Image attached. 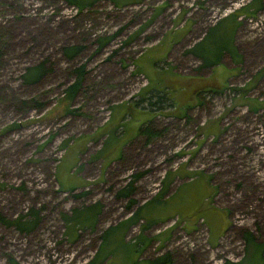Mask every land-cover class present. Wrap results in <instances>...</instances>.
Listing matches in <instances>:
<instances>
[{
  "label": "rangeland",
  "instance_id": "1",
  "mask_svg": "<svg viewBox=\"0 0 264 264\" xmlns=\"http://www.w3.org/2000/svg\"><path fill=\"white\" fill-rule=\"evenodd\" d=\"M246 6L256 11L238 18L233 36L228 20L208 30ZM202 31L206 36L194 49L203 63L221 56L215 51L222 47L231 51L232 42L240 67L226 54L219 68L202 72L194 71V56L173 64L179 49ZM100 38L105 43L98 47ZM66 43L86 48L66 60L59 52ZM44 58L50 71L24 85V68ZM171 65L183 67L176 78H164L177 106L167 105L163 93L153 95L164 99L156 107L133 103L147 86L164 87L156 71L165 68L169 76ZM77 66L85 71L81 86L66 98ZM243 87L249 88L244 99L231 89ZM201 88L214 90L202 106L178 107L190 98L194 104L193 91ZM30 97L44 101L43 109L22 110L19 100ZM253 98L263 107L251 110ZM147 126L158 133L147 137L141 132ZM83 142L82 153H75ZM131 180L129 197L116 196ZM82 191L87 193L73 196ZM93 203L100 206L91 224L68 238L61 213ZM29 208L38 211L29 231L0 219V264H87L102 231L117 223L101 249L113 259L99 264H133L125 241L140 236V264L165 252L171 264H249L255 253L245 231L264 241V0H136L121 6L99 0L82 13L61 0H0V217L10 221ZM136 209L139 219L126 229L121 220ZM222 212L228 223L215 219ZM261 259L264 264V253Z\"/></svg>",
  "mask_w": 264,
  "mask_h": 264
},
{
  "label": "trees",
  "instance_id": "2",
  "mask_svg": "<svg viewBox=\"0 0 264 264\" xmlns=\"http://www.w3.org/2000/svg\"><path fill=\"white\" fill-rule=\"evenodd\" d=\"M63 2H65L66 4H68L69 6H72L73 8H75L79 13H82L84 11H88L91 6L99 1V0H61ZM113 2V4L115 6H121L125 3H131L134 2L136 0H111ZM245 11H248V13H246ZM255 8L252 10L251 7H242L239 10L233 11L230 14V17H232L233 19L235 18V20H238V16L244 15L245 17L248 16H252L255 12ZM210 29V28H209ZM208 32V31H207ZM105 43V40L103 38L99 39V46H102V44ZM230 54L232 56H238V53L236 52L235 48L232 45V42L230 43ZM86 47L82 44L79 43H66V44H62L59 46V52L61 54V56L66 59V60H72L75 59L76 57H78L80 55V53L85 49ZM223 48V47H222ZM222 48L219 51H215V53H218V55H221V53L224 51L222 50ZM189 52H192L193 54L196 53L195 49L192 48L190 49ZM198 54V53H197ZM220 56H218L217 58L213 59V60H205V62L203 63V66H209L213 63H218L220 62ZM234 58V57H233ZM46 58H44L43 60H40L34 64L28 65L24 68L23 73L20 74V79L21 82L24 85H28V84H36L38 83L42 77L44 75L47 74V72L50 71L49 67H46ZM240 61L239 59H235L234 58V62H238ZM72 71L75 74V78L74 80L69 83L67 85V87L64 89V95L66 96V98H73L74 95L76 94V92L78 91V89L81 86V79L82 76L84 74V68L82 66H77L74 67L72 69ZM72 72V73H73ZM168 87L164 86L162 88H160L159 90L154 89L152 86H147L144 90V93H142L139 97V99H137V101L133 102L136 103L137 105H141V103L143 101L148 102V105L150 107L154 106L155 103H157L156 106H158L160 102H164V99H161L165 96V98L167 100L170 101H166L165 103L168 105H172L173 107H176V102H174V100L171 98L170 95H167L168 93ZM233 90H237L238 93L241 98L244 99V97L246 96V92L249 90L246 88H231ZM165 90V91H164ZM157 92V93H156ZM206 92V93H204ZM214 93L213 89H202L201 91H197L196 92V96L199 98L200 103H203V96L207 93ZM159 93H163L162 97L159 98L157 96V98L155 100H152L153 95H159ZM166 94V95H165ZM203 94V95H202ZM161 96V95H160ZM202 96V97H201ZM202 98V99H200ZM253 101L254 103H256V105L254 107H251L250 109H259L263 107V103L259 101L258 98H253L250 99V102ZM20 103L24 104V109H29V110H41L43 109L45 102L42 100H38L37 98L34 97H30L28 99H20L19 100ZM199 102V101H198ZM118 126V125H117ZM141 132L147 135V137H152V135H156L158 132H155L154 130H151V127H145L144 130H141ZM65 144L63 143L61 146H64ZM120 153V152H119ZM165 181L167 180V177L165 179ZM133 181L131 180L129 182L128 186L123 187L122 189H120V191L117 192L116 196L119 197H129L130 193L132 192V190L134 189L133 186ZM87 192L86 191H82L80 193L77 194H73V196L75 197H80L85 195ZM129 202H133L132 199H129ZM100 206V203H93L91 205H87L84 206L81 209H77V208H72L71 211L69 213L66 212H62L61 213V219L64 222L65 226H66V231L65 234L68 238L72 239L73 237H75V232L76 230L81 226H87L89 224H91L90 221H92L94 219L95 213H97L96 208ZM138 208V207H137ZM137 209L135 211H133L131 213V215H129V217H127L126 219H123L121 221H125L126 224V229L128 226L133 225L138 219L139 217H137ZM85 214H89V216L85 217ZM28 216V217H27ZM0 219L5 222L7 225H14L15 229H17L18 231H29L31 228H33L37 223L38 220V211L33 210L32 208H29V211L26 214H21L20 216H18L17 218L13 219V220H6L2 217H0ZM134 219H136V221H133ZM87 221H89V223L85 224ZM93 223V222H92ZM118 224V223H117ZM116 225L113 226H108L105 230L102 231V233L100 234V243L98 245V248L94 254V257L92 259H90L87 264H99L100 262H102L103 260L108 259V257L110 259H113L112 255H109L110 251H107L105 254H102L101 249H102V245L105 242L106 239V234L107 232L116 227ZM143 237H139L136 238V241H125L126 243L130 244L129 249L130 252L132 253V257H134V262L133 264H140V262L138 261V259L135 257L138 255L139 251H141V249L143 248L142 246H144V244L142 245V241L141 240ZM244 239L246 241L247 244L251 245L254 251V257L252 258V261L249 262V264H261L262 259V253H264V241L263 242H258L255 240L253 234L248 230L245 231L244 233ZM142 245V246H141ZM171 257H170V253L169 252H165L161 255H158L156 257L153 258H148V259H144L142 260L141 264H171ZM11 261V263H15V261H13L12 259H9V262ZM223 264H240L239 262H233L230 260H226Z\"/></svg>",
  "mask_w": 264,
  "mask_h": 264
},
{
  "label": "crops",
  "instance_id": "3",
  "mask_svg": "<svg viewBox=\"0 0 264 264\" xmlns=\"http://www.w3.org/2000/svg\"><path fill=\"white\" fill-rule=\"evenodd\" d=\"M222 20H228V22H229V24H230V27H231V36H233V34L235 33V31H236V29H237V25H238V23H237V21L235 20V18L233 19L232 17H230V14H228V15H225V16H223V17H221L216 23H214L213 25H211L209 28H212V27H214L218 22H220V21H222ZM209 28H208V30H209ZM208 30H206V32L208 31ZM194 30H192V32H193ZM206 32L204 33V35H203V31H202V34L197 38V39H195L193 42H190L189 44H186L184 47H182L181 49H179V53H178V55H175L173 58H174V63L173 64H175V65H177L179 62H183V58L182 57H187V58H191V59H193V56H194V58H196L197 59V61H198V66H196V69H194V71H203V69L204 68H207V67H210L211 69H213L214 67H220V65L222 64V59H224L223 57H224V55L226 54L229 58H230V61H232L233 63H234V65H233V67H235V68H238V67H240V64H241V58H240V54L238 53V56H232L228 51H223L222 53H221V56H220V62H218V63H216V64H211V65H209V66H203V55H201V54H197V51H196V53H194V54H192V52H189L190 51V49H192V48H195V46H197L198 44H200L201 42H203V38L206 36ZM178 43V42H177ZM232 45H233V47L235 48V50H236V47H235V45H234V43H232ZM237 52V51H236ZM192 55V56H191ZM235 59H239L240 61H238V62H234V58ZM148 61H150V60H147V62ZM190 61V60H189ZM151 62H152V64H151ZM151 62H149L148 64L149 65H152V68H154V65H153V63L155 62L154 60H152ZM220 64V65H219ZM219 65V66H218ZM177 67H179V69L177 68ZM177 67H173V65H171V67L169 66L167 69L168 70H170L171 72H169V76L167 75V74H163V72H162V70H164V69H157V71H156V73H157V77H156V81H158V80H160V79H162L163 81H162V84H163V86H167L166 85V83H165V80H164V78L166 79V77H168V78H171V79H169V80H172L173 78H176V76H179L180 74H182V73H180V69H183V67L182 66H177ZM185 68H189V70H191L190 69V67H185ZM154 71V70H153ZM185 75H196V74H189V73H187V74H185ZM200 75H203V74H200ZM156 81L153 83L154 85L156 84ZM169 88V87H168ZM167 88V89H168ZM176 88H178V90H180L181 91V88L178 86V87H176ZM169 89H171L172 90V88H169ZM203 88H201V89H195L193 92L195 93L194 94V96H193V100H192V102H194V104L193 103H191V98L189 99V100H187V103H183V105H181V106H178V107H180V108H188V107H195V106H197V105H200V106H202L203 105V103H200V100H199V98L196 96V92L197 91H201ZM168 91V90H167ZM171 93H172V91L171 92H169L168 91V94H170V96H171ZM203 95V94H202ZM172 99L174 100V102H176V99H175V97L174 96H172ZM200 99H202V98H200ZM197 100L199 101V102H197ZM195 102H197V103H195ZM127 106V105H126ZM176 106H177V104H176ZM122 109H124V106L121 104V111H123ZM127 109V108H126ZM123 119V118H122ZM123 121V124L125 125L126 123H127V117H124V119L123 120H121L120 122H122ZM138 123V122H137ZM140 123V122H139ZM107 124V123H106ZM105 124V125H106ZM136 124V123H135ZM138 125V124H137ZM136 125V126H137ZM104 126V125H103ZM114 132V131H113ZM104 135H107L106 133L104 134ZM100 136H102V135H100ZM102 137H104V136H102ZM99 138V137H98ZM97 138V139H98ZM106 138V137H105ZM104 138V139H105ZM87 139V138H86ZM100 139V138H99ZM104 139H103V141H104ZM90 140V139H89ZM84 144H85V142H83L82 143V146H80L76 151H75V153L77 152V154L79 153V154H81L82 153V150L84 149ZM103 159V158H102ZM74 164H75V162H73ZM73 164V165H74ZM73 165H72V167H73ZM70 168V169H68V172H67V176H68V178H69V176H72V175H74V171H72V169L73 168ZM186 177V176H185ZM184 177V178H185ZM186 180V182L187 183H191V182H193V177H189V178H187V179H185ZM190 180H192V181H190ZM73 188V187H72ZM210 209L215 213V214H218V212H215L217 209L216 208H214V207H212V206H210ZM215 210V211H214ZM218 210H219V208H218ZM225 213L224 212H222L221 213V216L220 217H218V216H214L215 217V219H220L221 218V220L222 221H224L225 223L227 222L228 223V221L226 220V218H225V215H224ZM127 218V217H126ZM198 220H202V217L200 216L199 218H198ZM130 226H132V225H130ZM130 226H128L127 227V229L128 228H130ZM188 226L189 227H192V223L190 222L189 224H188ZM188 227V228H189ZM220 238V236H218V237H216V239L217 240H215V243L218 241V239ZM142 245H143V243H142ZM141 245V246H142Z\"/></svg>",
  "mask_w": 264,
  "mask_h": 264
},
{
  "label": "built area",
  "instance_id": "4",
  "mask_svg": "<svg viewBox=\"0 0 264 264\" xmlns=\"http://www.w3.org/2000/svg\"><path fill=\"white\" fill-rule=\"evenodd\" d=\"M238 18H240V16H238Z\"/></svg>",
  "mask_w": 264,
  "mask_h": 264
}]
</instances>
